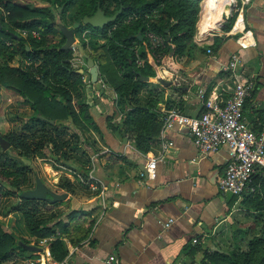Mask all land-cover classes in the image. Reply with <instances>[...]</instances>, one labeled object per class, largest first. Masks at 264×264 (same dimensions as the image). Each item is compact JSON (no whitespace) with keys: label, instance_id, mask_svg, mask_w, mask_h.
Returning <instances> with one entry per match:
<instances>
[{"label":"crops","instance_id":"0c3cea01","mask_svg":"<svg viewBox=\"0 0 264 264\" xmlns=\"http://www.w3.org/2000/svg\"><path fill=\"white\" fill-rule=\"evenodd\" d=\"M229 3L228 12L223 11L214 21L215 0L199 1L192 35L194 45L174 59H163L158 75L146 78L153 83L152 87L139 90L140 103H146L159 116L170 105H177L189 115H198L203 110L198 88L203 89L205 96L224 99L232 91L236 77L248 78L254 86L243 103L242 114L249 126H258L264 116V0H229ZM233 51L238 53L239 60L234 71L225 70L222 66ZM78 55L74 48L71 66L75 70L83 68L84 86H77V96L71 102L75 109L82 100L90 103L101 135L92 128L79 133L77 143L84 149L83 162L59 156L57 160L35 156L40 162L37 173L52 177L50 184L45 182L52 189L66 191L57 186L60 176L76 183L74 191H67V197L56 206L62 210L61 216L64 217L69 205L89 210L94 218L90 232L79 243L62 238L67 249L63 264H192L201 257L202 248L229 250L243 246L248 237L261 232L262 210L245 207L240 195L228 203L230 194L217 187L227 159L225 148L200 154L187 128L174 124L164 131V138L172 142L166 150L160 146L163 137L160 127L150 149L137 150L132 137L119 125L130 106L118 104V93L109 81L112 76L101 72L95 62L97 81L88 85L89 75ZM158 76L170 83L157 81ZM175 78L178 85L173 84ZM3 93L7 101L0 110V134L17 126L13 114L24 117L30 113L28 103L22 102L17 93L2 87L0 96ZM147 96L150 98L146 102ZM106 115L111 116L115 129L105 126ZM62 122L67 123L68 134L76 129L68 118ZM153 156L157 157L154 175L148 177L142 167L145 169V163ZM31 170L32 174L35 167L31 166ZM91 170L94 179L88 177ZM89 180L95 181L96 189L89 187ZM80 183L85 187L79 186ZM11 201V195L2 197L4 206ZM9 214L8 209H0L3 228ZM168 218L173 220L164 226ZM19 221L16 231L6 228L7 231L28 242L35 241L20 213ZM186 243L193 250L185 247ZM41 250L46 260H54L46 246H41ZM111 254L114 258L107 261ZM26 257L7 258L4 262L21 264Z\"/></svg>","mask_w":264,"mask_h":264},{"label":"trees","instance_id":"16d2710c","mask_svg":"<svg viewBox=\"0 0 264 264\" xmlns=\"http://www.w3.org/2000/svg\"><path fill=\"white\" fill-rule=\"evenodd\" d=\"M55 1L62 8L61 12L70 4H75L71 23L79 21L83 15H90L97 5L105 14H111L121 5V12L114 20L101 27L80 24L74 29V35L84 51L99 65L101 72L112 76L111 79L107 75L118 93V104L127 103L130 106L119 125L132 137L135 148L146 152L159 130L162 113L159 116L146 103H140L139 90L145 86L152 87L153 83L146 78L158 74L157 69L165 57L174 59L190 51L194 45L192 35L200 0H49L51 5ZM0 8V58L8 61L14 54H19L29 60L23 67L0 64V85L17 93L30 108V113L24 117L13 114L18 120L17 126L1 134L9 141L12 159L17 160L14 164L10 157L0 156V174L13 188L2 193L12 196L14 190L19 192L33 184L31 166L21 158L31 160L32 156H42L57 160L59 156L83 162L84 149L77 143L81 138L79 133L88 128L99 135L101 133L90 111V103L82 100L75 109L71 102L72 97L77 96V86L83 88L84 83L82 73L71 66L72 49H58L64 41L58 24L67 25L54 21V14L48 8L29 7L18 0H0ZM129 14L134 17L125 20ZM15 27L25 30V36L16 32ZM32 31L39 34L34 36ZM146 31L162 35L163 45L151 47ZM137 32L140 38L135 35ZM4 38H8L10 43L5 44ZM152 52L159 53V58L154 59ZM232 53L238 54L233 51L230 55ZM149 98L147 96L146 102ZM38 113L43 117L37 116ZM67 118L76 128L69 134L67 123L62 122ZM110 119V115L105 116V126L113 130L116 126L111 124ZM3 153L6 154V150ZM112 156L115 154L112 153ZM119 159L125 160L121 155ZM74 185L75 181L66 176H60L57 181V186L69 192L74 191ZM248 185L252 189L240 194V201L247 208L262 210L261 232L248 237L243 246L229 250L202 248L201 257L192 264H264V172L255 170ZM79 186L85 187L83 183ZM237 196L230 194L228 203ZM59 203L61 201L48 204L43 200L18 196L8 208L20 213L35 242L49 238L46 247L54 260H61L67 254L62 238H67L72 244L79 243L94 223L89 210L69 205H66L62 217V210L56 207ZM19 239L29 241L5 230L0 223V264H15L4 261L31 254L17 244ZM185 247H189L190 251L194 248L188 243Z\"/></svg>","mask_w":264,"mask_h":264},{"label":"built area","instance_id":"2783aa9c","mask_svg":"<svg viewBox=\"0 0 264 264\" xmlns=\"http://www.w3.org/2000/svg\"><path fill=\"white\" fill-rule=\"evenodd\" d=\"M132 17L134 15L129 14L125 20ZM145 35L151 47L163 45L162 35L151 31H146ZM206 50L210 51L209 48ZM151 55L154 59H158L160 54L152 52ZM238 60V55L232 53L222 67L234 71ZM172 81L175 85L179 84L176 78ZM253 86L252 79L236 77L232 91L224 99L205 96L203 89L198 88L197 95L203 99V110L198 115H189L175 105L165 108L162 111L160 126V136H163L160 141L161 149L166 150L172 143L164 138V131L174 124L183 125L187 128L198 153L206 154L225 148L227 159L223 172L217 179V187L221 192L239 196L252 189L248 185L252 173L258 169L264 172V116L258 126L252 128L242 114L243 103L250 96ZM156 159V156L150 157L145 163L148 177L154 175ZM88 177L94 179L92 170L89 171ZM89 187L96 189L95 181L89 180ZM98 194H102L101 189L98 190ZM172 220V218L166 219L164 226ZM111 259L113 256L108 255L107 261ZM63 261V259L46 260L43 253L38 252L35 259L26 257L21 264H63Z\"/></svg>","mask_w":264,"mask_h":264},{"label":"water","instance_id":"95a60500","mask_svg":"<svg viewBox=\"0 0 264 264\" xmlns=\"http://www.w3.org/2000/svg\"><path fill=\"white\" fill-rule=\"evenodd\" d=\"M121 5L118 6V8L112 12L111 14H105L104 11L97 5L95 10L90 15H83L81 19L72 21L71 25L65 26L63 24H58V27L64 36L63 43L58 47V49H66L68 47L74 46L77 49V52L81 58L84 59L82 61L83 65L86 67V70L89 75V82H95L97 81V66L91 56L84 51L83 47L81 46L78 39H76L74 35V29L78 27L80 24H88L93 27H101L104 24L114 20L117 15L121 12ZM222 17L225 18V15L222 14ZM137 37H141L139 32L135 33ZM26 48H28L26 46ZM83 68L79 67L76 71L82 72ZM146 78V77H144ZM157 81L163 83L164 85H167L170 83L169 80L164 79L161 76L157 77ZM56 98H58L56 96ZM39 117H43L40 113L37 114ZM50 122H52V119H48ZM123 134V132H121ZM126 140L125 137H123V142ZM9 145V141L5 139L0 134V148L5 149ZM25 163H29V159L27 158H21ZM142 170L146 174V171L144 169V165L142 167ZM68 195L67 191H56L55 189H52L50 186H48L37 173H34L33 177V184L29 187L23 188L18 192L19 198L24 199H36V200H43L48 204H52L54 202H59L63 199H65ZM17 244L22 246L25 250L28 251H40L41 246L38 244H35L33 242H24L22 240H17Z\"/></svg>","mask_w":264,"mask_h":264},{"label":"rangeland","instance_id":"374dc122","mask_svg":"<svg viewBox=\"0 0 264 264\" xmlns=\"http://www.w3.org/2000/svg\"><path fill=\"white\" fill-rule=\"evenodd\" d=\"M18 1L20 3H23V4H25V5L29 6V7H33V8H38V9L48 8V10L54 14V21L60 22V23H63L64 22L67 26H69L70 23H71V20H72L71 19V16H72L73 9L75 7V4L74 3L70 4L65 10H63L61 12L60 9H62V8L57 5V3H56L57 1H55V3L52 4V5L50 4L49 0H18ZM0 11H1V8H0ZM46 19L48 20L50 18H46ZM14 30L16 32L20 33L22 36H25V34H26V31L23 30V29H21V28L15 27ZM84 32L86 33L87 31H84ZM84 32L82 33V36L84 35ZM31 34L34 35V36H36L39 33H37V31H32ZM75 37H76V39H78V37L76 35H75ZM4 43L5 44H8V43H10V40L8 38H4ZM70 48L72 49L73 52H74V48L76 49V47H74V46H71ZM28 61H27V59H25L24 57H22L19 54H14L12 56V58L10 60H8V61H4L3 59L0 58V64L1 63H7L9 65H14V66L15 65H18V66H22V67H23V65H25L26 63H28ZM80 61H84V59L80 57ZM157 72H159V69H157ZM157 75H155L154 77H156ZM2 87H0V88H2ZM3 88H5V87H3ZM6 101H7V96H6L5 93H3V95L0 96V110H1V107L3 106V103H5ZM0 120H1V118H0ZM4 150H6V154L3 153ZM12 153L13 152L11 151L9 145L5 149H1L0 148V156H2V157L8 156V157H10V160L13 161L14 164H17V160L12 159V157H11L12 156ZM48 160H50V159H48ZM29 162H30V165L31 166H34L35 167V170H37L36 167L40 163V162H38V159H36L35 156H32L31 157V160H29ZM39 170H40V168H39ZM40 172L38 171L39 177L42 180H44V182H47V184H50V182H51L50 179L52 177L50 175H47V177H46L43 174H41ZM32 176L34 177V173H32ZM9 189H13V188H11V187H9L7 185L6 180L0 174V209L1 210L8 209L9 206H10V205L4 206V204L2 202V197H4V195H5V194L2 193L3 190H9ZM11 194H12V201H11V203H14L15 200L18 199V191L14 190L13 193H11ZM9 211H10L9 216H7L4 219V221H3L4 228L5 229L6 228L7 229H10L12 231H16L17 228L20 226L19 212L16 211V210H9ZM38 241H40V242H35V241H32V242H34V243H36V244H38L40 246H46L47 238L39 239ZM38 252H42V250H40V251L33 250V251H31V254L29 256H27V257H30L32 259H35L38 256Z\"/></svg>","mask_w":264,"mask_h":264},{"label":"bare ground","instance_id":"6f19581e","mask_svg":"<svg viewBox=\"0 0 264 264\" xmlns=\"http://www.w3.org/2000/svg\"><path fill=\"white\" fill-rule=\"evenodd\" d=\"M229 0H215V7H216V15L213 17L214 18V21L217 20L218 18H220V14L223 13V11H227L228 12V9H229ZM214 8V7H212ZM226 15V13H225Z\"/></svg>","mask_w":264,"mask_h":264}]
</instances>
